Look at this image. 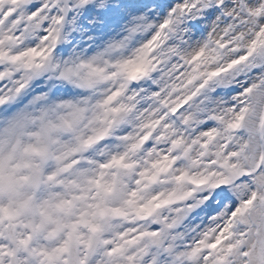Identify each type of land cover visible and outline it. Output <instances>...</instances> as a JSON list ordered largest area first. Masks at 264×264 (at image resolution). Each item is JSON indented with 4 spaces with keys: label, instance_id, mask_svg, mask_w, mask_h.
Returning <instances> with one entry per match:
<instances>
[{
    "label": "snow or ice",
    "instance_id": "6c2138e0",
    "mask_svg": "<svg viewBox=\"0 0 264 264\" xmlns=\"http://www.w3.org/2000/svg\"><path fill=\"white\" fill-rule=\"evenodd\" d=\"M0 264H264V0H0Z\"/></svg>",
    "mask_w": 264,
    "mask_h": 264
}]
</instances>
